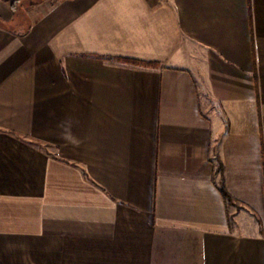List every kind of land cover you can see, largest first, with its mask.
<instances>
[{
  "label": "crops",
  "instance_id": "crops-1",
  "mask_svg": "<svg viewBox=\"0 0 264 264\" xmlns=\"http://www.w3.org/2000/svg\"><path fill=\"white\" fill-rule=\"evenodd\" d=\"M22 1L0 264H264V0Z\"/></svg>",
  "mask_w": 264,
  "mask_h": 264
},
{
  "label": "trees",
  "instance_id": "trees-1",
  "mask_svg": "<svg viewBox=\"0 0 264 264\" xmlns=\"http://www.w3.org/2000/svg\"><path fill=\"white\" fill-rule=\"evenodd\" d=\"M2 1L8 3V6L12 13H15L17 8H20L22 2V0H2ZM129 62H133V61H129ZM133 63H135V61ZM218 189L221 192L225 203L227 205L232 204L233 203L232 197L230 196L226 188L223 185H220Z\"/></svg>",
  "mask_w": 264,
  "mask_h": 264
},
{
  "label": "rangeland",
  "instance_id": "rangeland-1",
  "mask_svg": "<svg viewBox=\"0 0 264 264\" xmlns=\"http://www.w3.org/2000/svg\"><path fill=\"white\" fill-rule=\"evenodd\" d=\"M23 2H24V1L21 2V6H20V8H17L16 12H15V13H12V14H14L13 16H15L16 18H20V17L22 16V14L24 13L23 10H22V6H23V7H24V6H28L29 3H30L29 1H27V3H25V4L23 5ZM0 23H2L1 19H0Z\"/></svg>",
  "mask_w": 264,
  "mask_h": 264
}]
</instances>
